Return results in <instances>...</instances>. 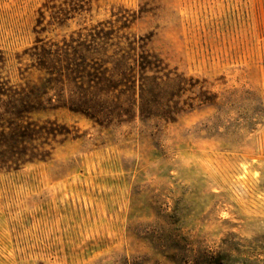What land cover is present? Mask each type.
I'll list each match as a JSON object with an SVG mask.
<instances>
[{
    "label": "rangeland",
    "instance_id": "rangeland-1",
    "mask_svg": "<svg viewBox=\"0 0 264 264\" xmlns=\"http://www.w3.org/2000/svg\"><path fill=\"white\" fill-rule=\"evenodd\" d=\"M0 100V264H264V0H0Z\"/></svg>",
    "mask_w": 264,
    "mask_h": 264
},
{
    "label": "trees",
    "instance_id": "trees-1",
    "mask_svg": "<svg viewBox=\"0 0 264 264\" xmlns=\"http://www.w3.org/2000/svg\"><path fill=\"white\" fill-rule=\"evenodd\" d=\"M143 64L146 67H156L154 63L147 60ZM95 69L94 76L98 80L103 94L107 95L111 89L118 90L116 85L135 92V74L134 69L130 66L118 73L104 66ZM117 76L118 78H116ZM106 83L109 85H105ZM9 114L12 115L11 118L6 117ZM22 114L23 111L20 110L0 112V169L15 170L26 163L43 160L46 157L44 150L40 149L42 146H38L35 141L43 134L49 135L57 132L56 128L53 129L45 124L39 125L33 121H23ZM46 123L49 124V122Z\"/></svg>",
    "mask_w": 264,
    "mask_h": 264
}]
</instances>
